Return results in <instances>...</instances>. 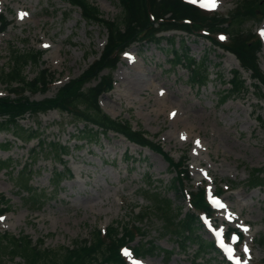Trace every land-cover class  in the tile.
<instances>
[{
  "label": "rangeland",
  "instance_id": "374dc122",
  "mask_svg": "<svg viewBox=\"0 0 264 264\" xmlns=\"http://www.w3.org/2000/svg\"><path fill=\"white\" fill-rule=\"evenodd\" d=\"M90 1L106 19L121 14L118 0ZM236 1L216 0L215 8L202 6L211 14L226 16ZM0 13L9 23L0 33V70L6 68L11 50H38L42 52L39 63L27 66L25 74L32 78L39 69L54 74L47 89L26 92L30 100L56 96L63 84L80 76L99 56L106 43V29L86 24L79 9L66 1L0 0ZM243 31L260 38L258 62L264 72V19L260 13L244 23ZM163 35L168 40L158 46L135 42L120 54L111 72L113 88L100 96L99 105L109 117L127 120L134 129L145 130L149 139L159 143L174 161L186 156L191 179L185 182L186 190L204 187L212 199L220 189V206L213 209L211 216L217 231L199 226L195 230L199 237L180 251L176 239L165 235L167 224L150 200L158 194L170 200L174 212L189 210L187 201L171 189L175 172L162 156L113 132L91 143L81 137L74 139L76 129L83 124L75 123L66 112L50 110L44 114L28 112L21 124L36 128L42 143L58 141L68 145L70 154L63 156V162L36 140L26 144L15 140V145L5 149L1 145L14 138L0 132V162L9 159L17 169L29 167L31 188L44 194L38 205L32 204L26 193L15 186L13 174L0 170V198L7 200L10 207L0 217V234L28 235L34 244L41 240L45 249H71L75 240L79 245L90 240L95 229L102 232L118 223L137 221L140 213L147 212L136 224L147 239L165 250V255L152 253L134 258L126 251L127 264H226L216 251H206L197 258V242H220V233L227 228L243 235L237 247L240 264H264V185L251 189L247 183L251 168L263 170L264 182V130L260 125L264 100L258 99L249 72L230 53L205 38L183 32ZM170 39L178 50L187 47L188 57L198 65H206V85L200 87L191 79L186 62L172 66ZM218 39L227 43L224 35ZM237 69L246 80L247 91L222 103L223 92L230 87L232 72ZM7 96V87L0 82V98ZM64 164L71 176L53 189L51 172L54 168L64 171ZM223 205L228 208L223 209ZM139 239L137 236L134 243ZM234 242L233 238L228 240L230 244ZM23 262L21 257L12 259L6 252L0 255V264Z\"/></svg>",
  "mask_w": 264,
  "mask_h": 264
},
{
  "label": "trees",
  "instance_id": "16d2710c",
  "mask_svg": "<svg viewBox=\"0 0 264 264\" xmlns=\"http://www.w3.org/2000/svg\"><path fill=\"white\" fill-rule=\"evenodd\" d=\"M63 1L77 7L86 24H98L106 29L104 49L80 76L63 84L56 96L43 101L30 100L26 92L47 89L55 78L54 74L47 69H39L32 78L25 74L27 66L39 63L42 52L11 50L6 68L0 70V82L5 84L8 90V96L0 98V132L9 133L14 139L6 141L1 146L5 149L12 147L15 140H20L23 144L33 140L38 144L42 143L38 130L22 125L21 118L28 112L40 114L49 110H59L70 115L75 123L83 124L82 128L76 129L77 135L73 136L74 138L79 136L87 143H91L101 137H107L111 131L160 154L168 167L175 172L171 179V189L188 202L190 209L184 213L181 209L174 212L170 200L158 194H154L150 200L167 224L165 235H172L179 250L185 251L186 243L193 242L199 237L195 233L201 225L199 214L211 211L203 188L195 191L186 190L185 182L190 181L185 163L186 156L176 162L163 151L159 143L148 138L145 130L134 129L127 120L110 118L102 112L99 97L112 89L111 72L116 68L123 50L135 42L154 43L158 46L163 40H167L161 33L182 31L189 36L207 38L213 46L233 53L243 70L249 72L252 84L259 93V99L264 100V72L260 69L257 56L261 50V42L255 34L243 31L244 23L256 19L258 13L262 19L264 18V0H238L227 17L209 14L184 0H118L121 14L117 18L109 19L104 18L98 7L90 0ZM7 25L5 16L0 14V32L4 31ZM219 32L228 35L227 44H221L216 39L215 35ZM170 44L173 51L172 66L188 63L191 79L200 87L206 85L209 80L206 65L203 63L198 65L193 58L188 57L187 47L183 46L178 50L172 40ZM106 69L108 72L102 74ZM229 84L230 87L224 90L220 99L222 103L247 91L245 79L239 70L233 71ZM11 95L13 98L9 97ZM260 125L264 130V119L260 120ZM42 144L47 151L56 155L60 162H63V156L70 154L69 146L58 141ZM17 167L9 159L0 162V170L13 174L15 186L26 193L30 198L29 202L38 205L44 199V194H40L36 188H31L30 168L25 165L19 169ZM63 170L54 168L53 173L51 172V179H54L51 183L53 189L58 187L65 177L71 176V171L65 164ZM248 171L250 188L264 185L261 168H251ZM9 209L8 201L0 198V215ZM146 213H140L139 220L144 219ZM139 220L118 223L106 228L104 232L95 229L90 240H83L82 245L77 244L75 240L71 249H45L41 240L34 244L28 235L16 237L0 234V255L6 252L12 259L19 256L24 261L23 264L25 262L39 264L42 261L48 262L47 264H127L122 250L129 248L133 243L130 249L136 257L152 253H161L164 256L165 250L157 246L154 240H149L143 235L142 227L136 224L140 222ZM137 236H140V242L134 243ZM197 250V258L206 251H214L213 242L209 241L208 244L202 245L197 242Z\"/></svg>",
  "mask_w": 264,
  "mask_h": 264
},
{
  "label": "snow or ice",
  "instance_id": "6c2138e0",
  "mask_svg": "<svg viewBox=\"0 0 264 264\" xmlns=\"http://www.w3.org/2000/svg\"><path fill=\"white\" fill-rule=\"evenodd\" d=\"M204 6L205 7L215 8L216 7V0H205ZM23 15H26V14H23ZM221 39H223V37H221ZM0 219H2V218H0ZM245 250L247 251L246 248H245ZM245 264H246V262H245Z\"/></svg>",
  "mask_w": 264,
  "mask_h": 264
},
{
  "label": "bare ground",
  "instance_id": "6f19581e",
  "mask_svg": "<svg viewBox=\"0 0 264 264\" xmlns=\"http://www.w3.org/2000/svg\"><path fill=\"white\" fill-rule=\"evenodd\" d=\"M192 2H196V0H191ZM201 1H203V0H201ZM198 2H199V0H198ZM229 55H231L232 57H233V55L232 54H229ZM228 207L227 206H224L223 207V209H227ZM230 253H231V251H230Z\"/></svg>",
  "mask_w": 264,
  "mask_h": 264
}]
</instances>
